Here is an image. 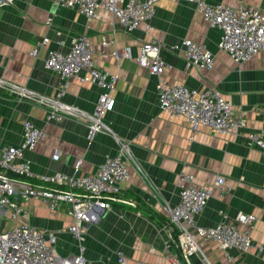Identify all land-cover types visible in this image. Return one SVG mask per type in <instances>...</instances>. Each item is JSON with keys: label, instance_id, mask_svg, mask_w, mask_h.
Wrapping results in <instances>:
<instances>
[{"label": "crops", "instance_id": "1", "mask_svg": "<svg viewBox=\"0 0 264 264\" xmlns=\"http://www.w3.org/2000/svg\"><path fill=\"white\" fill-rule=\"evenodd\" d=\"M207 1L264 10V0ZM80 34H86L93 45L98 65L117 78L111 93L116 100L114 109L103 117L109 129L90 140L84 123L74 119L48 122L43 107L0 90V149L19 144L23 123L31 120L46 133V139L26 154L37 176L31 182L52 187L38 177L59 171L78 176L94 174L106 156L117 154L122 143L129 145L144 176L130 168L121 198L136 201L138 206L114 203L110 209L96 210L84 235L88 263L118 264L116 252L122 251L129 264H170L165 247L177 233L170 230L163 206L178 203L182 174H191L200 186L212 184L221 175L230 189L225 193L213 189L198 218L199 225L216 226L221 211L231 217L252 214L257 222L251 238L254 245H264V151L248 146L250 133H264V51L236 63L217 47L221 32L209 27L189 0H159L150 24L142 23L133 31L118 24L104 8L98 10V18L87 20L55 0H13L0 8V78L39 96L55 95L60 76L44 66L48 51H67ZM45 37L50 42L40 49L38 57L32 56L36 43ZM104 38L115 43L104 47ZM151 38L163 44L161 57L169 65L163 74L165 80L199 91L217 88L233 108L246 112L245 126L233 134L209 128L194 133L184 117H170L160 110L156 81L136 61L141 47ZM185 39L213 51V69H186L183 52L170 48ZM125 47L132 49V57L113 56L116 48ZM101 92L96 85L73 80L66 101L93 114ZM56 151L61 154L58 161L53 160ZM25 207L32 212L30 225L57 234L56 246L62 255L79 252V243L69 232L73 224L69 205L63 204L54 216L40 201L31 200ZM198 242L212 264H264V252L258 253L255 246L248 253L228 251V258L212 240L198 237ZM194 262L201 264L197 258Z\"/></svg>", "mask_w": 264, "mask_h": 264}, {"label": "built area", "instance_id": "2", "mask_svg": "<svg viewBox=\"0 0 264 264\" xmlns=\"http://www.w3.org/2000/svg\"><path fill=\"white\" fill-rule=\"evenodd\" d=\"M158 1L55 0L59 6L76 10L87 20L98 18V10L104 8L118 24L129 31L139 28L142 23L150 24ZM12 2L0 0V8ZM189 2L202 14L209 27L221 32L217 47L236 63L242 64L264 51V10L246 4L232 8L212 4L207 0ZM49 42V37L43 38L36 43L30 54L38 57L40 49ZM114 43V40L104 38L102 46ZM162 48V43L151 38L143 44L136 57L139 66L148 69L156 81L160 110L167 112L170 117H184L194 133L209 128L214 132L233 134L245 126L246 112L233 108L217 88L209 87L199 91L183 84H170L165 80L163 74L169 65L161 57ZM170 48L174 52H183L186 69L196 67L211 70L214 67L213 51L192 40H182ZM95 55L96 51L87 35L80 34L72 40L67 51H48L44 66L60 76V86L55 95L39 96L34 91L2 78L0 90L43 107L48 122L61 123L66 119H74L84 123L88 128V137L92 140L97 134L109 129L103 117L114 109L116 100L111 93L117 80L116 76L98 65ZM113 56L130 58L132 49L116 48ZM73 80L96 85L102 90L93 114L66 101L67 90ZM45 139V131L28 119L22 125L21 142L0 149V264H89L84 255L83 242L86 228L94 220L96 210L110 209L114 203L138 206L136 201L121 198L122 185L130 178V168L140 177L144 176L128 144L122 143L117 154L106 156L94 174L78 176L59 171L39 176L41 182L52 185L46 187L31 182L37 176L26 158V154ZM248 146L264 151V133H250ZM60 156V152L56 151L53 160L58 161ZM225 180L223 176L217 175L212 184L200 186L195 184L191 174L181 175L178 203H166L163 206L171 223L170 230L177 233L175 237H170L165 247L170 264H195V258L201 264H212L203 254L198 237L217 243L227 253V257L228 251L248 253L254 246L258 253L264 252V245H254L251 238L257 222L255 215L239 213L231 217L221 211V220L216 226L199 225L198 218L207 207L213 189H220L223 193L230 191ZM31 200L43 202L52 216L60 211L63 204L69 205L68 214L73 218L69 232L79 243L78 253L62 255L56 246L55 232H44L30 225L32 212L25 204ZM116 258L118 264H129V259L122 251L116 252Z\"/></svg>", "mask_w": 264, "mask_h": 264}, {"label": "trees", "instance_id": "3", "mask_svg": "<svg viewBox=\"0 0 264 264\" xmlns=\"http://www.w3.org/2000/svg\"><path fill=\"white\" fill-rule=\"evenodd\" d=\"M140 208V207H139Z\"/></svg>", "mask_w": 264, "mask_h": 264}]
</instances>
